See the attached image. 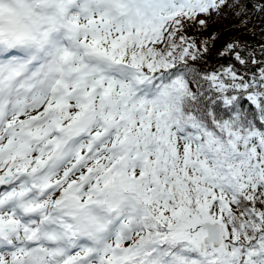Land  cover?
Instances as JSON below:
<instances>
[{"label": "snow or ice", "instance_id": "1", "mask_svg": "<svg viewBox=\"0 0 264 264\" xmlns=\"http://www.w3.org/2000/svg\"><path fill=\"white\" fill-rule=\"evenodd\" d=\"M0 264H264V0H0Z\"/></svg>", "mask_w": 264, "mask_h": 264}, {"label": "trees", "instance_id": "2", "mask_svg": "<svg viewBox=\"0 0 264 264\" xmlns=\"http://www.w3.org/2000/svg\"><path fill=\"white\" fill-rule=\"evenodd\" d=\"M254 23H256V21H254ZM234 24L235 20L231 17H229V19H220L214 22H210V27L206 32H203L200 35V38L203 39L212 35L213 33L217 34L219 39L216 41V49H219L223 43L234 37L247 39L248 37L242 36L241 33L237 31V29L234 27ZM216 49H214L213 51L215 52Z\"/></svg>", "mask_w": 264, "mask_h": 264}]
</instances>
